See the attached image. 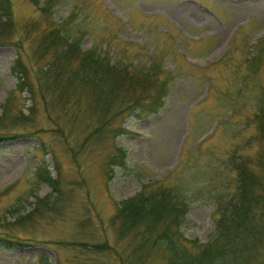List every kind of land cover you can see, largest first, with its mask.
Instances as JSON below:
<instances>
[{
	"label": "rangeland",
	"instance_id": "rangeland-1",
	"mask_svg": "<svg viewBox=\"0 0 264 264\" xmlns=\"http://www.w3.org/2000/svg\"><path fill=\"white\" fill-rule=\"evenodd\" d=\"M52 3L54 21L67 22L71 32L84 31V49L115 48L125 51L128 61H156L171 72V81L155 112L120 115L111 126L121 125L123 133L91 139L79 153L76 139L66 147L55 129L57 124L69 127L64 118H55L51 110V119L37 97L29 119L7 126L0 121L5 133L0 135V234L12 240L2 241L0 264L39 263L41 258L48 264L85 258L90 264H120L106 249L89 257L82 243L106 242L125 260L134 241L113 217L119 203L149 181L184 197V236L191 244L204 243L214 234L218 199L235 187L234 160L264 156L256 116L264 107V0ZM8 5L5 27L0 13V116L11 91V112L20 108L27 115L30 95L14 92L17 80L10 67L18 47L30 68L43 62L33 55L38 32L26 28L40 13L30 0H8ZM95 120L86 114L71 132H85ZM116 149L124 155L112 157ZM41 161L58 178V189L34 184L31 176ZM250 169L261 179L259 193L264 159ZM36 197L48 204L32 212ZM18 205H23L22 221L8 212ZM258 249L255 261L264 256V239ZM149 257L146 264L166 263L155 253Z\"/></svg>",
	"mask_w": 264,
	"mask_h": 264
},
{
	"label": "trees",
	"instance_id": "trees-1",
	"mask_svg": "<svg viewBox=\"0 0 264 264\" xmlns=\"http://www.w3.org/2000/svg\"><path fill=\"white\" fill-rule=\"evenodd\" d=\"M30 1L37 7L40 16L39 19H31L26 28L29 33L38 32L33 55L43 62L35 69L32 65L30 68L21 57V48L16 46L19 50L10 67V73L17 80L14 92L27 91L32 104L27 108V115L20 108L11 112V91L1 106L0 121L6 120L3 126L29 119L34 113L37 97L46 113L56 111L55 118H64V124L69 127L57 124L55 129L60 132L58 135L66 147L76 139L75 151L79 153L78 150L91 139L115 138L123 133L125 128L121 125L111 126V122L120 115L135 111L138 114L152 113L163 105L162 98L168 94L171 81L170 71H164L158 62L152 60L147 63L128 61L127 53H117L115 48L89 46L84 49L81 46L83 30L71 32L65 29L67 22L52 19V0ZM8 9V0H0L1 24L4 27L10 21ZM263 49L258 55L263 53ZM253 59L256 61L257 58ZM29 73L33 74V80L28 79ZM86 114L96 119L93 127L73 135L71 130ZM49 116L53 119L51 114ZM256 116L257 136L261 138L264 137L263 106ZM1 129L0 126V131H3ZM2 134L5 133L0 132ZM118 152L121 157L124 155L116 149L112 157L118 156ZM263 159L260 153L253 159L234 160L235 187L231 193H225L218 199L214 234L199 245L189 243L184 236L182 226L188 207L184 197L169 187L154 184L158 181L144 183L138 193L119 203L113 217L114 221H120V227L134 241L125 257L127 264H146L150 253H155L165 264H264V256L255 261L264 239V188L256 192L258 186L262 187L261 179L250 169L253 163ZM111 161L116 160L111 158ZM31 179L34 184H46L58 189V178L51 174L44 162L35 168ZM47 204L45 198L36 197L32 212ZM22 209L23 205H18L8 212L16 215V221H22ZM9 240L12 241L0 234V245L2 241ZM82 245L89 249V257L106 249L120 264L125 263L119 252L106 242ZM40 260L32 264H48L47 260ZM85 260L74 264H90L88 258Z\"/></svg>",
	"mask_w": 264,
	"mask_h": 264
}]
</instances>
